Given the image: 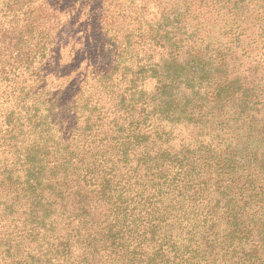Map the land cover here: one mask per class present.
<instances>
[{
	"label": "trees",
	"instance_id": "16d2710c",
	"mask_svg": "<svg viewBox=\"0 0 264 264\" xmlns=\"http://www.w3.org/2000/svg\"><path fill=\"white\" fill-rule=\"evenodd\" d=\"M0 264H264V0H0Z\"/></svg>",
	"mask_w": 264,
	"mask_h": 264
}]
</instances>
